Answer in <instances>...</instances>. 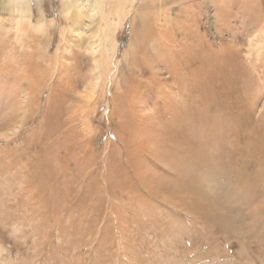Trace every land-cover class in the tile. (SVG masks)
I'll return each mask as SVG.
<instances>
[{"label": "rangeland", "instance_id": "374dc122", "mask_svg": "<svg viewBox=\"0 0 264 264\" xmlns=\"http://www.w3.org/2000/svg\"><path fill=\"white\" fill-rule=\"evenodd\" d=\"M16 4L0 264H264V0Z\"/></svg>", "mask_w": 264, "mask_h": 264}, {"label": "bare ground", "instance_id": "6f19581e", "mask_svg": "<svg viewBox=\"0 0 264 264\" xmlns=\"http://www.w3.org/2000/svg\"><path fill=\"white\" fill-rule=\"evenodd\" d=\"M22 1V2H21ZM29 1L31 0H18V2L20 3V5L16 4L14 5L15 8L17 10H22L23 13H25L24 15H27V21L29 23V26L34 29L35 31H39L41 33L42 36H45L46 34L48 35L49 31L48 28L51 24H53V21H55V19H49L47 17L44 16L43 13H41V15H39L36 19H34L32 21L31 19V15L30 13V7H29ZM25 3V4H24ZM26 5H28L29 8L25 7ZM26 9H23V8ZM27 13V14H26ZM43 14V15H42ZM68 15V14H67ZM71 17V16H70ZM72 18V17H71ZM1 45V44H0ZM3 46V45H2ZM1 47V46H0ZM40 58H43V55L40 56Z\"/></svg>", "mask_w": 264, "mask_h": 264}]
</instances>
